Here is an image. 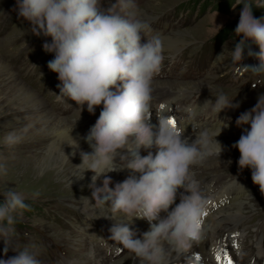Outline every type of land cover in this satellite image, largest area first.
<instances>
[{
  "label": "clouds",
  "instance_id": "9594fccd",
  "mask_svg": "<svg viewBox=\"0 0 264 264\" xmlns=\"http://www.w3.org/2000/svg\"><path fill=\"white\" fill-rule=\"evenodd\" d=\"M239 5L242 9L235 35L242 39L234 49L225 47L218 60L231 57L237 70L258 77L253 88L264 86V22L254 18L250 0H235L232 8ZM16 6L18 17L30 23L33 35L51 38L43 50L54 53L47 67L60 81L58 98L74 101L81 109L86 105L89 113L102 105L84 137L92 151L81 152L82 162L75 166L81 170L78 179L88 171L94 174L89 188L95 204L88 197L81 200L91 206L107 205L104 216L112 220L108 239L122 245L136 264H166L167 250L180 253L204 234L207 203L192 169L213 154L220 157L223 148L215 138L227 125L198 128L191 139L165 116H157L158 123H151L152 82L162 64L161 42L157 36L149 37L150 26L131 12L122 15L112 8L102 10L100 0H16ZM142 38L146 42L142 43ZM249 42L259 51H253ZM245 50L248 57L259 61L257 65L241 64ZM213 96L215 99L206 100L202 108L211 106L216 116L226 108L239 107L223 92ZM236 125H250L232 145L240 153L238 167L251 170L253 184L264 194V94L237 118ZM5 142L15 143L16 138L9 134ZM72 146L78 147L75 141ZM141 149L147 155L142 156ZM118 169H126L129 175L110 187L112 180L107 174ZM0 173L7 174L3 165ZM102 176V186H97ZM2 195L0 238L7 255L17 216L30 210V205L15 190ZM134 217L150 225L140 238H134L135 233L124 222ZM13 251L17 254L0 259V264H40L28 247Z\"/></svg>",
  "mask_w": 264,
  "mask_h": 264
},
{
  "label": "rangeland",
  "instance_id": "374dc122",
  "mask_svg": "<svg viewBox=\"0 0 264 264\" xmlns=\"http://www.w3.org/2000/svg\"><path fill=\"white\" fill-rule=\"evenodd\" d=\"M120 1L127 3L128 10L134 14L135 18L143 21L147 17L155 20L161 13L170 12L169 17L172 19L174 30L170 35L178 33L184 38L183 48L175 53L161 48L162 63L168 66L173 65L176 76L178 71L180 76L165 80L155 77L153 81L201 84L203 90H207L205 95L223 92L229 100L234 99L233 104L239 105L234 108L236 109L235 122H231L235 126H237V118L255 106L258 95L264 94V86L252 87L258 77L245 72L242 68L237 70L234 65H231V57H226L222 62L218 60L220 54L225 51V47L228 50L234 49L235 43L242 39L235 35L242 5L233 9L235 2L232 0H140L139 4H135L134 0ZM251 1L254 2L255 10L252 11L254 18L264 22V0ZM109 2L114 3V0H100L101 9H110ZM30 28L28 21L18 17L16 0H0V165L7 170L6 175L0 173V203L4 201L2 194L12 189L23 194L26 197V203L30 205V210L24 211L22 216H17L15 235L8 242L7 255L4 253V240L0 238V259L15 256L17 253L13 249L23 250L28 247L36 256L50 254L56 255L58 259L64 256L65 259L69 258L71 264H128L134 261L130 253L126 251L122 256L108 260L97 245L91 242V237L81 235L76 228L77 224L71 223L75 218L80 222L85 213L64 202L67 199L63 198L70 193L64 191L66 185L61 177L40 180L45 177L48 170L58 169L60 165H51L49 162L46 167H38L36 163L29 160L34 155H39L40 158L45 157L47 136L56 124L66 120L71 121L69 123L72 126L79 128L80 122L90 118L85 112L73 116H62L54 107L52 94H47L49 90L45 83L49 73L47 63L54 59V53L43 50V44L50 43L51 38L43 35L35 36ZM216 37L221 39L215 40ZM251 47L254 48L253 51H259L257 45L251 44ZM247 57V50H245L241 64L257 65L259 63L257 59ZM27 64L30 68L38 64L39 69H33L35 76L29 78L25 76L23 69H27ZM41 73L44 80L38 81L37 78H40L38 74ZM22 86L26 93L31 94L27 105L16 103ZM43 103H45L44 106ZM53 111L56 118L48 124L42 118H48ZM26 117L31 118L28 120ZM248 126L250 125L239 126L240 131L243 132ZM45 128L48 130L44 132ZM9 134L16 138L15 143L5 142ZM228 153L231 152L228 151ZM239 155L237 149L233 155L235 159L219 160L230 161L236 172L251 175L250 169L238 171V164L237 167L234 165ZM214 157V154L210 156L207 163L215 159ZM27 167L34 172L35 176L28 175ZM213 172L215 171L205 174ZM36 193L39 195H35ZM262 195L258 188L252 191L249 197L254 200V204H257ZM257 208H260V202ZM73 212L74 215H72ZM64 218L68 221L67 225ZM256 220L257 218L254 219ZM131 229L135 233V238H140L145 232ZM57 250L63 253L58 254Z\"/></svg>",
  "mask_w": 264,
  "mask_h": 264
},
{
  "label": "bare ground",
  "instance_id": "6f19581e",
  "mask_svg": "<svg viewBox=\"0 0 264 264\" xmlns=\"http://www.w3.org/2000/svg\"><path fill=\"white\" fill-rule=\"evenodd\" d=\"M145 23L148 24L152 22L153 18L147 17L144 19ZM161 48L167 52L171 51L172 53H175L176 51L183 48V44L185 43L184 38L178 34L174 33L172 35H167L163 37L161 40ZM169 82V83H168ZM152 82V98H163L166 96L174 95V94H183V99H186L187 97H192L195 95H201L204 96L205 91L200 86L201 84L197 83H182V82ZM202 88V89H201ZM205 88V87H204ZM24 86L20 88L21 93L19 97L17 98V105H20L21 103H25L26 105L29 103V100L31 99V94L29 95L24 91ZM156 99V100H157ZM188 99V98H187ZM206 99H201V103H205ZM43 106L45 103L42 104ZM87 107V106H86ZM210 106H208L209 108ZM210 109V108H209ZM102 110V105L99 107H96L95 112L93 113L94 116L97 115L99 117L100 111ZM31 117H26V119L30 120ZM55 113L54 111L49 114V117L43 120H46L48 124L52 123L55 120ZM81 120V119H80ZM71 122V121H69ZM66 120L61 121L60 123L56 124L54 128H52L50 134L47 136V148L44 150L45 157L40 158L39 155H34L33 157H30V161L32 163H36V165L39 167H46L49 162H51V165H60L58 169H51L48 170L45 174V177H42L40 180L45 181L48 179H52L55 176L61 177L65 181V187L64 191L69 192V196L64 197V202L73 205L78 211H81L85 213L86 210H92L91 213H93V217L99 218V219H106L104 215L108 214L107 205L105 208L98 207V206H91L88 202H83L81 200L82 197H88L91 200V189L89 188V184L91 183V177L94 175L92 172L88 171L85 172L83 179H78L80 169L76 168V165L81 164V152H91L92 149L88 145V143L85 141L84 137L86 134L80 132L77 128L72 126L70 123ZM75 125V124H74ZM80 126V125H79ZM48 130V129H47ZM46 128L43 130L44 132L47 131ZM241 127L231 125L226 126L222 128L221 133L219 136H217L215 139L219 141L222 145L223 151L220 154V157L218 155H215V159L218 158H225V159H235V152L237 151L236 148H233L232 145L238 141L239 138H236V135H241ZM88 133V132H87ZM185 137H190L191 139H195V136L191 135H185ZM73 141L76 142L77 146H72ZM121 152V154H124L126 150H118ZM154 151V150H153ZM230 151L231 153H228ZM142 156L147 155V151L144 149H141ZM209 157L201 164H206ZM117 165L120 164L119 157L116 159ZM197 167L195 166L192 169V173L194 175V178L200 183L203 179H209L210 176L217 177L219 174H222L224 172L215 171L211 174H205L202 172V175H197ZM27 171L29 172L28 175L35 176L34 172L27 167ZM111 180L112 184L110 187H114L116 183L122 182L124 179L127 178L129 175V172L126 169H118L116 171L110 172L107 174ZM104 177H100L96 184L97 186H102ZM38 180V179H36ZM39 180V181H40ZM34 181V179H33ZM38 181V182H39ZM213 181L212 179L209 180V182ZM44 184L46 182H43ZM68 183V184H67ZM42 184V183H41ZM260 208H257V204H254V200H251L249 195H244L242 198L236 197L231 200L230 205H222L217 211L212 213L208 218V224L210 225V228L212 227V230L210 231V234H215L217 228L223 224V223H235L239 218H241L239 221L241 223L244 222V220L247 218L246 215H250L251 213L260 210L263 207L264 202V194L262 197H260ZM176 203H179V199L176 201ZM91 204H95L94 200H91ZM163 212L160 214L162 217ZM110 215V214H109ZM245 217V218H244ZM123 219V217L121 218ZM125 223H128L130 228L141 230V231H147L149 229V223L144 219H136L135 217L131 221H124ZM167 247V245H165ZM200 254V250L197 247V242H193L192 246L180 253H177L175 251L167 250L166 253V264H200V261L198 260V256ZM253 257L256 258L257 261H259L261 264H264V250H262V247L260 245H257V247L254 250V254H252ZM237 261V260H236ZM250 259L248 260L247 264H250ZM128 264H136V261L132 260Z\"/></svg>",
  "mask_w": 264,
  "mask_h": 264
},
{
  "label": "snow or ice",
  "instance_id": "6c2138e0",
  "mask_svg": "<svg viewBox=\"0 0 264 264\" xmlns=\"http://www.w3.org/2000/svg\"><path fill=\"white\" fill-rule=\"evenodd\" d=\"M161 107H163V105H161ZM169 123L172 124L174 127L177 126V121H175L174 119H169ZM205 215H207V213H205ZM219 259V258H217ZM228 264H233V261L231 259H229Z\"/></svg>",
  "mask_w": 264,
  "mask_h": 264
},
{
  "label": "trees",
  "instance_id": "16d2710c",
  "mask_svg": "<svg viewBox=\"0 0 264 264\" xmlns=\"http://www.w3.org/2000/svg\"><path fill=\"white\" fill-rule=\"evenodd\" d=\"M233 2H235V0H232ZM250 2H251V4H252V11H254L255 9H254V2H252L251 0H250ZM217 39H221V37L219 38V37H216ZM250 43V42H249ZM252 49H254V48H252Z\"/></svg>",
  "mask_w": 264,
  "mask_h": 264
}]
</instances>
